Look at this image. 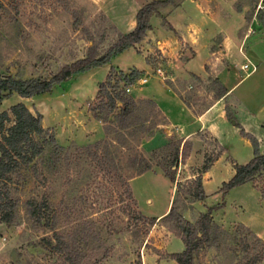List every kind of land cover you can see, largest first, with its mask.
<instances>
[{
	"label": "rangeland",
	"instance_id": "1",
	"mask_svg": "<svg viewBox=\"0 0 264 264\" xmlns=\"http://www.w3.org/2000/svg\"><path fill=\"white\" fill-rule=\"evenodd\" d=\"M150 1L0 0V76L47 80L62 66L83 59L90 39L95 55H103L119 34L133 28L135 12ZM148 24L139 44L101 67L74 74L46 94L29 99L13 94L2 100L0 112L20 102L41 115L44 145L33 165L9 184L16 218L10 225L0 224V264H66L45 244L53 242L52 232L26 216L24 202L31 199L47 202L55 217L54 232L78 249L79 264H175L166 255L181 252L183 245L173 223L160 220L145 226L133 218L135 212L158 217L174 198L177 212L190 223L203 211L202 202L174 194L175 183L190 180L185 178L203 162L184 169L177 165L172 184L161 170L169 168L177 135L164 128L163 116L148 99L170 123L186 125L188 119L166 88L197 111L219 93L216 82L224 89L233 86L225 99L233 120L226 121L221 138L226 156L240 165L252 154L234 122L255 139L253 132L258 133L264 142V0H173L150 16ZM189 24L197 47L203 49L183 66L182 61L191 58V47L181 41L190 33ZM248 28L252 34L240 43L238 36ZM219 32L230 40L226 61ZM246 61L254 67L248 76L238 70ZM106 77L109 86L134 100V126L118 129L111 117L105 123L92 117L89 107L96 105L98 85ZM144 77L146 83L139 85L136 81ZM145 165L150 169L137 175ZM219 172L215 169L205 181L203 203L222 201L223 215L213 221L211 241L195 254L193 264H249L260 256L253 264H264V247L234 224L264 235V174L252 181L261 196L245 183L221 199L215 193ZM125 182L136 205L128 198Z\"/></svg>",
	"mask_w": 264,
	"mask_h": 264
},
{
	"label": "trees",
	"instance_id": "2",
	"mask_svg": "<svg viewBox=\"0 0 264 264\" xmlns=\"http://www.w3.org/2000/svg\"><path fill=\"white\" fill-rule=\"evenodd\" d=\"M172 3L173 0H152L141 5L135 12V24L133 28L119 34L118 40L108 48L105 54L96 56L95 48L90 39V45L83 59L62 66L47 80L16 79L10 75H1L0 104L2 100L13 94L22 99L46 94L51 91L54 85L70 79L74 74L101 67L111 57L139 44L143 40L145 32L150 29L148 24L150 16L157 15L159 9L167 7ZM74 17L75 19L77 18L75 14ZM216 85L219 87V93L214 99H218L226 93L218 82H216ZM95 101L96 105L89 107V111L95 120L105 123L111 117L118 129H127L136 124L134 100L126 96L117 86H109L108 77L105 78L104 82L99 83ZM148 103L154 106L151 101ZM224 112L228 121L233 120L229 116L227 109ZM233 125L239 129L240 136L249 141L252 148V158L244 165H233V176L227 182L222 183L218 189L221 199H223V196L230 189L245 183H252L257 176L264 174V153H259L256 139L245 133L237 123L234 122ZM43 134L44 129L41 126V115L31 113L24 104L19 102L11 105L6 111L0 112V224L10 225L16 218L17 204L16 200L11 197L9 184L11 185L13 178L19 177L25 168L29 165L32 166L33 161L41 154L44 145L42 140ZM51 141L53 140L51 139ZM180 144L181 140L176 139L168 158L169 168H161L164 177L171 184L174 183V174L179 159L182 160L186 157L190 147L186 141L183 142L181 147ZM211 162V158H205L203 164L196 169L195 177L185 180L183 184L175 183L174 194L176 196L187 197L191 202H203L206 196L201 186L200 174L208 170ZM149 169L150 166L145 165L138 171L137 175H141ZM125 187L128 198L136 205L127 182H125ZM24 205L25 214L34 225L52 232L53 242L45 241L49 249L53 253L59 254L63 263L79 264L81 254L78 249L73 246L74 244L69 243L62 236L54 232L55 217L49 211L47 202L45 200L37 202L31 199L25 201ZM222 208V201L211 206H205L204 212L197 216L194 223H190L184 220L177 212L176 200L174 198L170 202L166 214L161 218H147L139 212H135L133 218L135 222L145 226H152L160 220L172 222L175 228V235L181 240L183 249L181 252L168 254L166 257L175 264H193L195 254L211 241V235L215 229L212 214ZM239 227L245 229L256 242L264 247V243L256 238L252 232L242 226ZM260 257H255L249 264L261 260Z\"/></svg>",
	"mask_w": 264,
	"mask_h": 264
},
{
	"label": "crops",
	"instance_id": "3",
	"mask_svg": "<svg viewBox=\"0 0 264 264\" xmlns=\"http://www.w3.org/2000/svg\"><path fill=\"white\" fill-rule=\"evenodd\" d=\"M190 26H191V24H189L186 27L187 28L186 30L189 31L190 33H188L186 35V37H183L181 39L182 42L188 44L191 47V51H190L191 58L188 61L186 59H184L182 61L183 66H188L189 64H191L193 59H195L198 56V53L203 49L201 46L199 48L197 47L196 44L198 43V39L196 36H193L194 30L192 29L193 31H190V28L192 27V26L191 27ZM219 33L222 35V44H223L222 45L223 50H222L221 54H222V58L225 60V58L227 57L226 54L228 51L227 45H228L230 40L227 38V35L224 34L223 32H219ZM251 34H252V30H251V28H248L244 33H242V35L238 36V40H240V43H242L243 40L246 39L248 37V35H251ZM240 43H239V46H240ZM238 51H239V49H238ZM239 54H240V56H242V58L245 57L241 51H239ZM243 64L250 65L246 61L245 63H242L238 66V70H239L240 66ZM233 67H235V66H233ZM202 69L203 68L201 65V71H202ZM201 71L197 72V73L194 71H188V72L182 71V72H183V75L200 76V75H202ZM253 71H254V67L250 65V67H248L244 71L246 73L244 76H248L249 74L253 73ZM214 77L216 78L215 74H214ZM218 83H219V81H218ZM232 88H233V86L230 88H225L224 90L226 91V93L224 96H222L218 99H213L203 109L197 110V111H194L192 109V107H190L191 105H188L186 99L185 100L180 99V97H178L170 89L166 88L167 91L170 92L171 95L173 97H175V99L177 100L178 107H179L181 113L185 114L186 117L188 118L186 125H179V124L170 123L167 120L165 113L160 108H158L152 100L148 99L149 101H151L154 104V106L157 108V110L163 116L164 121L166 122V125H164V128L166 127L167 129H172L175 132V134L177 135V139L181 140V144H183V142L186 141L190 145V151H189L188 156L186 157L185 161L183 163L178 161V165H180V167L182 165V168L184 169L185 167H194V165H200L204 161L205 158H208V153H210V152L212 153L209 156V158L212 159V162H211L208 170L200 174L201 186H202L203 190H204L205 181L208 179L210 174L214 172L215 169L219 168L221 171L218 173V175H220V178H219L220 180L218 181V184H219L218 189L220 188L222 183L227 182L234 174L233 165L236 163L233 161V159L226 156L225 149H223V143H222V139H221L222 135H223L224 125H225L226 121H228L225 117V112H224L225 105H226L225 99H226L228 93L231 91ZM242 126L244 127L243 128L244 130H247V131L250 130L248 125L246 124V122H242ZM262 128H264V127H262ZM253 134L255 135L257 143H258L259 153H264V142L260 139V135L256 132H253ZM201 138H204L205 140L211 142V146H210V144L203 142V140ZM207 145H209V146H207ZM180 147H181V145H180ZM251 158H252V154H251ZM250 159H249V161H250ZM237 165H239V164H237ZM240 165H244V164H240ZM195 175H196V173L194 175L192 173L190 176H187V178H185V179H191V178L195 177ZM135 178H137V177H135ZM248 184H250L251 187L253 189H255L261 196V192L252 183H248ZM218 189L215 193H217V196H220V194L218 193ZM205 200H206V198L204 199L203 202H205ZM203 202H202V204L204 205L203 211H201L200 213L204 212L205 206H209V205H205ZM166 211H167V209L164 211V213H166ZM164 213H162V214H164ZM215 214H219V216H217V218H216ZM222 215H223L222 209L217 211V213L216 212L213 213L212 214L213 221L215 222V220L218 218H221ZM160 216L155 217V218H159ZM218 221H220V219H218ZM234 224L248 229V227H246L244 225L237 224V223H234ZM248 230L250 232H252V234H254V236L256 238H258L261 242L264 243V235H262L258 232H253L250 229H248Z\"/></svg>",
	"mask_w": 264,
	"mask_h": 264
},
{
	"label": "built area",
	"instance_id": "4",
	"mask_svg": "<svg viewBox=\"0 0 264 264\" xmlns=\"http://www.w3.org/2000/svg\"><path fill=\"white\" fill-rule=\"evenodd\" d=\"M247 68H248L247 64H243V65L240 66L239 69H240L241 71H245ZM155 72H156V73H160V69H156ZM146 80H147V79L144 77V78L138 79L136 82H137L139 85H142V84L146 83ZM129 91H130L129 88H125V92H126V93H128Z\"/></svg>",
	"mask_w": 264,
	"mask_h": 264
}]
</instances>
